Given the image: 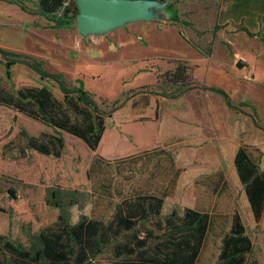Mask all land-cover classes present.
<instances>
[{
	"label": "rangeland",
	"instance_id": "rangeland-1",
	"mask_svg": "<svg viewBox=\"0 0 264 264\" xmlns=\"http://www.w3.org/2000/svg\"><path fill=\"white\" fill-rule=\"evenodd\" d=\"M7 2L11 0H0L1 49L44 55L49 72L63 74L72 84L82 80L102 107L117 99L131 100L108 119L96 152L61 133L65 150L60 160L37 153L25 160L5 156L11 155L6 145L22 143L24 130L34 136L55 131L0 106V175L6 176L0 182V234L26 242L24 226L30 224L37 231L55 223L59 210L47 204L53 191H60L67 202L77 199L78 204L71 207L73 223L82 215L91 217L94 199L87 173L95 154L102 150L109 154L104 157L117 159L160 148L171 152L176 167L183 170L173 196L165 199L163 216L173 211L182 215L185 208L238 213L253 242V258L264 264V231L255 221L235 167L239 148L246 147L255 156L262 155L260 166L264 170V42L249 37L241 22L224 23L225 0H169L167 6L149 11L150 20L87 35L80 33L78 23L61 32L40 24V29L33 31L26 25L25 30L18 25V21L28 22L19 17L23 11ZM39 21L50 24L42 18ZM217 24L223 29L215 34ZM257 33L264 38V20ZM0 59L4 60L1 55ZM175 60L190 63L194 86L178 99L161 96L156 82L158 75L175 67ZM240 61L244 62L241 66ZM211 64L230 74L232 92L220 89L238 109H230L220 95L207 89L214 86L207 75ZM5 70L1 64L0 77L4 79ZM12 79L16 89L47 85L63 98L55 83L42 81L26 66L15 65ZM242 103L248 105L240 106ZM216 174H222L221 178ZM146 178L139 175L137 181ZM220 248V239L212 237L202 264H216Z\"/></svg>",
	"mask_w": 264,
	"mask_h": 264
},
{
	"label": "trees",
	"instance_id": "trees-1",
	"mask_svg": "<svg viewBox=\"0 0 264 264\" xmlns=\"http://www.w3.org/2000/svg\"><path fill=\"white\" fill-rule=\"evenodd\" d=\"M27 2H33L37 9L28 8ZM11 3L18 4L29 14L45 17L52 23V29L72 28L79 15L74 0L68 4L66 0H11ZM262 20L264 17L260 18V27ZM240 25H244L243 31L249 37H259L264 42L257 33L259 30L252 32L244 23ZM222 29L217 24L214 33ZM0 55L4 58L0 59V65L6 69L5 79L0 77V106L55 131L39 136L22 131V143L5 147L11 155H4L12 160H25L31 153L62 159L65 140L61 133L81 140L89 150L96 152L108 119L131 100V97L124 102L117 99L102 107L82 80L69 83L63 74L49 72L44 60L1 48ZM174 64L173 69L158 75L156 82L161 96L178 99L194 88L192 66L186 60H175ZM15 65L26 66L42 81L55 83L63 98L59 99L47 85L16 89L12 79ZM207 89L220 95L230 109H238L224 90L214 86ZM145 105H149L148 99ZM255 114L257 117L256 110ZM261 157L240 147L235 167L255 221L264 231ZM182 173L172 153L165 149L156 148L114 160L95 154L87 173L92 185L93 215H82L73 223L71 207L78 204L77 199L67 202L60 191H53L47 204L59 210L57 221L37 231H33L30 224L24 226L26 242L0 234V264H202L203 253L212 237L221 242L216 264H259L253 258L254 245L238 213L227 215L185 208L182 215L173 211L163 216L165 199L173 196ZM139 175H147V178L139 182ZM4 177L0 175V182ZM220 181L216 182V187ZM11 193L15 197V193ZM74 195L77 196L75 192Z\"/></svg>",
	"mask_w": 264,
	"mask_h": 264
},
{
	"label": "water",
	"instance_id": "water-1",
	"mask_svg": "<svg viewBox=\"0 0 264 264\" xmlns=\"http://www.w3.org/2000/svg\"><path fill=\"white\" fill-rule=\"evenodd\" d=\"M79 15L78 28L81 34L108 31L129 22L150 20L149 11L154 7L167 6L155 0H75ZM244 62L240 61L241 66Z\"/></svg>",
	"mask_w": 264,
	"mask_h": 264
},
{
	"label": "crops",
	"instance_id": "crops-1",
	"mask_svg": "<svg viewBox=\"0 0 264 264\" xmlns=\"http://www.w3.org/2000/svg\"><path fill=\"white\" fill-rule=\"evenodd\" d=\"M8 3V2H7ZM8 4H11L10 2ZM28 8L31 10L35 11L37 7L34 5L33 2H27L26 3ZM31 4L32 6H29ZM12 6H16L18 9L23 11L18 4H11ZM224 23L225 24H230V21H237L238 23H244L252 32H257L260 29V18L264 17V0H225V6H224ZM232 14L230 16L229 14ZM19 17L22 20L28 21L27 24L23 23L22 21H18V25L21 28H24V26H28V29H33V31L36 29H40L39 24L41 26H46L49 30L54 31V32H61V31H67L68 29H52L50 24H43L42 22L39 21V19H44L47 23L49 22L46 20L45 17L40 16V15H33L29 14L28 12H21ZM31 25V26H30ZM34 25H37L38 27H35ZM26 30V28H24ZM70 29V28H69ZM54 37V36H53ZM34 57L43 60L45 57L44 55H40L38 53H33ZM207 75L208 78L212 81L211 84L216 86L217 88H222L227 92H232V78L230 74L227 71L224 70H217L215 66L211 64V66H207ZM144 72V71H143ZM243 86L241 85V90ZM235 99V98H234ZM238 102H241L240 100H235ZM245 100L242 99V102ZM107 130V129H106ZM106 133V131H105ZM105 135V134H104ZM104 137V136H103ZM103 140V139H102ZM102 142V141H101ZM101 144V143H100ZM101 147V146H100ZM140 153V152H137ZM134 153V154H137ZM108 153L104 154L103 151L101 150V156H105ZM109 155V154H108ZM133 155V154H131ZM130 156V155H128ZM126 157V156H124ZM106 158V157H105ZM123 158V157H121ZM108 159V158H107ZM119 159V158H117ZM114 160V159H112Z\"/></svg>",
	"mask_w": 264,
	"mask_h": 264
}]
</instances>
